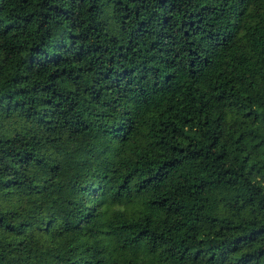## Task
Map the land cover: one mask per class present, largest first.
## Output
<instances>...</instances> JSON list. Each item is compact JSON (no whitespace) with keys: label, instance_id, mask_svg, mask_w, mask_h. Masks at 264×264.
I'll return each instance as SVG.
<instances>
[{"label":"trees","instance_id":"trees-1","mask_svg":"<svg viewBox=\"0 0 264 264\" xmlns=\"http://www.w3.org/2000/svg\"><path fill=\"white\" fill-rule=\"evenodd\" d=\"M0 264H264V0H0Z\"/></svg>","mask_w":264,"mask_h":264}]
</instances>
